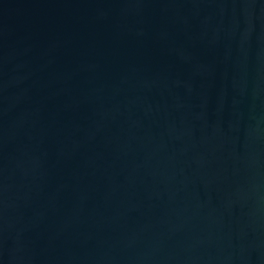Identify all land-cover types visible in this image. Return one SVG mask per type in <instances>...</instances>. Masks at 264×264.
Returning a JSON list of instances; mask_svg holds the SVG:
<instances>
[{
	"label": "water",
	"instance_id": "1",
	"mask_svg": "<svg viewBox=\"0 0 264 264\" xmlns=\"http://www.w3.org/2000/svg\"><path fill=\"white\" fill-rule=\"evenodd\" d=\"M0 264H264V0H0Z\"/></svg>",
	"mask_w": 264,
	"mask_h": 264
}]
</instances>
